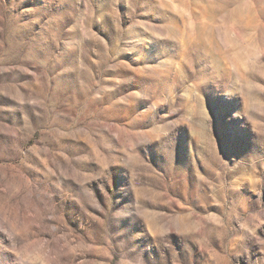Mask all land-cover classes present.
Masks as SVG:
<instances>
[{"label":"rangeland","instance_id":"obj_1","mask_svg":"<svg viewBox=\"0 0 264 264\" xmlns=\"http://www.w3.org/2000/svg\"><path fill=\"white\" fill-rule=\"evenodd\" d=\"M0 264H264V0H0Z\"/></svg>","mask_w":264,"mask_h":264}]
</instances>
